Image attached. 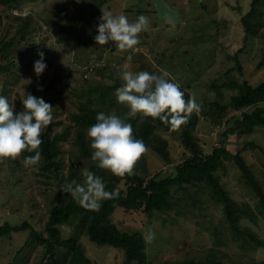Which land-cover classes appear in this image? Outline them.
<instances>
[{
	"label": "rangeland",
	"instance_id": "obj_1",
	"mask_svg": "<svg viewBox=\"0 0 264 264\" xmlns=\"http://www.w3.org/2000/svg\"><path fill=\"white\" fill-rule=\"evenodd\" d=\"M167 2L180 11V25L171 17L161 18L154 0H19L16 4L0 0V35L4 40L15 37L9 51L13 66L0 70V95H6L19 112L23 110L21 100L37 86L41 95L46 91V102L53 107V122L47 128L56 133L69 127L67 137L60 141L58 155L60 171L65 175L61 185L54 175L48 179L38 173V166H25L21 155V166L16 171L12 166L18 158H0V225L28 221L46 233L50 202L55 192L69 183L66 179L71 163L79 166L77 157L81 153L74 138L73 113L80 102L88 99L92 85L123 83L118 73L125 70V65L132 72H167L171 82L196 99L200 112L196 113L195 136L206 151L220 145L221 133L243 110H252V106L243 110L230 107L219 123L209 114L213 102H227L238 91L235 85H225L228 81L255 85L264 80V7L257 6L251 20L259 24L255 32L247 35L242 18L250 11L252 0ZM102 9L113 15L122 13L129 22H135L140 15L148 17V30L139 34L140 42L134 51H121L112 41L105 45L95 41ZM26 19L30 28L21 38L17 28ZM40 53L46 68L38 75L34 64L41 60ZM5 60L6 55H0V61ZM260 105L264 106V100ZM162 135L168 141L172 163L147 147L146 170L173 175L174 165L189 150L179 129L163 130ZM228 144L234 153L240 152L264 186V126L251 132L237 131L231 134ZM83 162L89 166L88 158ZM215 174L239 204L259 205V194L234 157L226 158ZM200 188L197 191L196 186H190L186 192L183 187H173V209L169 211L146 214L118 207L113 220L122 228L137 229L144 235L155 233V239L147 243L150 264L208 257L225 264H264V245L258 247L236 236L226 219L224 203L212 195L208 186ZM196 196L199 199L195 202ZM256 216L252 218L247 213L241 223L264 236V219ZM61 229L63 237L76 236L81 241L91 261L85 264H125L122 249L94 242L75 224H63ZM29 238L30 227L0 236V264H10L19 250L17 264H44L45 247L26 244Z\"/></svg>",
	"mask_w": 264,
	"mask_h": 264
},
{
	"label": "trees",
	"instance_id": "obj_2",
	"mask_svg": "<svg viewBox=\"0 0 264 264\" xmlns=\"http://www.w3.org/2000/svg\"><path fill=\"white\" fill-rule=\"evenodd\" d=\"M4 3L16 4L19 0H1ZM264 7V0H252L251 9L242 20L246 29V34L250 35L256 31L259 22L252 21L251 17L255 13L257 6ZM30 28V21L26 19L17 31L21 33V38L25 37V31ZM24 36V37H22ZM15 37L4 40L0 35V55H6L4 63L0 61V70H9L13 62L9 60V51L15 45ZM123 83L112 84L96 83L88 89V99L79 103L78 110L73 113L75 125V142L79 146L81 156L77 157L76 165L71 163L69 176L66 179L69 183L76 181L77 184H84L85 178L82 176V169L87 168L94 175L100 177L105 183L107 191L119 189V196L114 199L101 201L99 211L85 209L80 206L68 192L61 190L55 192L56 195L50 202L49 217L45 224L46 233H42L32 226L28 221L21 225H11L8 222L0 225V236L10 233L13 229L20 230L30 227V238L26 244L38 243L45 247L46 260L44 264H85L90 258L85 254L81 241L76 236L63 237L61 226L63 224H75L81 232L89 236L91 240L100 245H111L124 251L125 264H150L147 253V242L145 235L140 230H128L120 227L113 220V213L118 207L126 210L142 211L151 214L154 211H169L173 209V192L175 186L183 187L186 192L190 186H196L197 191H201L200 186L209 187L213 191L212 195L217 196L224 203V212L228 224L243 241L255 243L258 247L264 245V236L249 225H242L241 219L248 213L249 216H261L264 219V186L252 174L251 168L240 152L234 153L228 144L231 134L237 131L251 132L257 126H264V106L260 102L264 100V80L258 84H251L248 81L238 83L232 79L225 85H235L238 89L231 95L227 102L215 101L209 110L213 121L220 122L225 112L230 108L243 110L251 107L252 110H243L232 123L221 133L220 145L206 151L195 136V128L198 122L196 112H193L187 124L179 128L182 141L189 150L180 162L174 165L173 175H162L159 170L153 174L146 170L144 154L135 165L134 175L119 177L107 169L98 167V162L91 159L93 149L90 147V139L87 137V130L95 124L98 113H115L119 117L130 110L126 104L118 102L115 91ZM180 86V85H179ZM185 93V98H190L189 92L180 86ZM30 94L43 98L46 101V91L41 95L40 88L33 86ZM7 97L6 95L2 94ZM112 106V107H111ZM115 111H114V108ZM133 126V135L141 139L146 147H151L168 164L172 163L168 141L162 135L163 130L173 131L170 125L164 124L160 119H153L137 115L135 119L129 118L127 121ZM69 127L62 132H52V128L45 129L41 139L43 143L38 149L41 152V161L36 164L38 173L45 175L48 179L54 175L58 179L59 185L65 179L64 173L60 171L62 162L58 160L61 151L60 141L67 137ZM35 155V152L24 151L21 154L23 160L28 156ZM89 159V166H85L83 158ZM234 157L247 178L250 185L260 196V203L257 207L250 204L241 205L222 186L216 170L221 167L226 158ZM20 158L12 166L17 170L20 165ZM64 175V176H63ZM124 181V183H122ZM62 189V188H61ZM199 199L196 196L195 202ZM256 216V217H257ZM36 241V242H35ZM19 252L14 256L10 264H17ZM212 256V255H211ZM171 264H225L223 261L215 260V257L200 258L198 260H184Z\"/></svg>",
	"mask_w": 264,
	"mask_h": 264
},
{
	"label": "clouds",
	"instance_id": "obj_3",
	"mask_svg": "<svg viewBox=\"0 0 264 264\" xmlns=\"http://www.w3.org/2000/svg\"><path fill=\"white\" fill-rule=\"evenodd\" d=\"M102 12L95 41L99 45L112 41L121 51H134L140 42L139 34L148 30V17L140 15L135 22H129L122 13L113 15L103 9ZM40 56L41 60L34 64L38 75L46 68L42 62L43 53ZM118 76L123 84L116 89L115 96L130 110L123 118L115 113H98L97 122L89 127L86 134L93 149L91 159L98 162V167L124 177L135 174V165L147 151L144 142L133 135V126L127 122L129 118L135 119L138 114L158 118L173 130H178L187 124L193 112H200V105L194 97L186 99L180 86L168 79L167 72H132L125 65V70ZM21 101L23 110L16 112L8 98L0 95V158L16 159L24 151L35 152L24 160V164L36 165L42 158L38 150L43 143L42 133L53 122V107L43 98L30 93ZM82 176L84 184L72 181L65 184L61 191L70 193L85 209L99 211L101 201L119 196L118 188L107 191L103 180L87 168L82 169ZM144 238L151 243L155 233L149 231Z\"/></svg>",
	"mask_w": 264,
	"mask_h": 264
},
{
	"label": "water",
	"instance_id": "obj_4",
	"mask_svg": "<svg viewBox=\"0 0 264 264\" xmlns=\"http://www.w3.org/2000/svg\"><path fill=\"white\" fill-rule=\"evenodd\" d=\"M156 9L161 18L171 17L173 22L177 25H180V11L174 7H172L167 0H154Z\"/></svg>",
	"mask_w": 264,
	"mask_h": 264
}]
</instances>
